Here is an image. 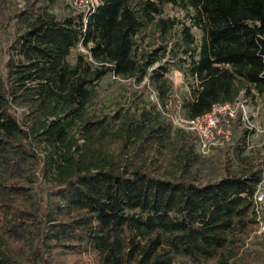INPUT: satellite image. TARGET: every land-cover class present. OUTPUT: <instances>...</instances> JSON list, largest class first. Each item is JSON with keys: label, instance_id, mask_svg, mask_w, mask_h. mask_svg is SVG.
Wrapping results in <instances>:
<instances>
[{"label": "trees", "instance_id": "trees-1", "mask_svg": "<svg viewBox=\"0 0 264 264\" xmlns=\"http://www.w3.org/2000/svg\"><path fill=\"white\" fill-rule=\"evenodd\" d=\"M72 1L0 0V264H264V152H247L241 111L224 121L230 142L200 157L195 133L124 84L146 79L166 105L171 50L135 39L182 23L181 115L264 96V0Z\"/></svg>", "mask_w": 264, "mask_h": 264}, {"label": "rangeland", "instance_id": "rangeland-1", "mask_svg": "<svg viewBox=\"0 0 264 264\" xmlns=\"http://www.w3.org/2000/svg\"><path fill=\"white\" fill-rule=\"evenodd\" d=\"M18 2L20 3L19 5H21L22 3L21 0H18ZM163 10H164L162 15L163 17H174L180 20L181 22H183L184 24H189L188 19L184 17L185 11L182 10L181 8L166 4L164 5ZM181 24L182 23L175 24L170 32H168L167 34H163L158 30V28L154 23H150L139 31L135 39L139 50L141 49L149 50L150 48L156 47L159 44H165L167 45V48L171 50V52L160 62L162 65L166 66L167 68V72L164 75V78L166 79V82L169 86L168 98L165 101L166 105L162 106L160 104V101L157 98L156 93L153 92H150V94L147 93L149 87L148 84L144 83L146 79L139 84L137 82L132 83V81H128V80H126L124 83V84H128V89L132 93L131 102H133L134 94L141 91L143 95L142 97L136 98L135 99L136 102L138 101L139 104H141V102H148V101L154 102L157 104V108L160 110L161 114L165 117L169 115L170 118L176 117L177 115H181L183 113V109L179 106V103L182 101L183 98H188L191 92L190 91L191 80L189 81V79L184 76L182 66H185V64L183 63V61H180L182 60L181 58H184V54L182 53V49L180 48V45H182ZM191 32L192 35L195 37L196 42L198 43L202 37L201 30L193 26L191 27ZM78 50L84 52L82 47H79ZM113 80L114 79L112 76H107L103 78L100 81V83L104 88L108 89L110 85L113 84ZM122 91H123L122 88L121 89L117 88L116 90H114V92H112V94L106 95L107 107H102L101 105H98L97 108H103L104 111L105 110L108 111L114 108L115 105L110 103L112 100L111 98L117 97L116 100H118V94H120ZM239 100L241 102H244L243 103L244 107H241L239 105L238 111H241V114L246 111L248 118L247 125L254 130V132L250 135L248 139L247 152L262 153L264 152V96H256L253 99L239 98ZM136 102L131 103L129 105L131 106V109H134ZM112 103H114V101H112ZM127 105L128 103H125V106ZM170 122L173 130L177 129L176 126L172 124V121ZM224 124H226L224 122V118L221 117L219 121V117H218V125L216 129H214L213 131V139H214L213 141L219 142V139L223 138L222 134H219L217 132H219V129L222 131L226 130L227 127H225ZM208 142L206 143L208 144ZM229 142L230 139L228 140L227 143ZM222 146H219V143H217V145H212L211 142L209 144L208 151L202 152V150L200 149V145H198L197 143V145L195 146V151L201 155L200 157H208L216 154V151ZM262 187H264V180H262ZM258 211H259L260 219L264 221V202L261 203L260 207L258 208Z\"/></svg>", "mask_w": 264, "mask_h": 264}, {"label": "built area", "instance_id": "built-area-1", "mask_svg": "<svg viewBox=\"0 0 264 264\" xmlns=\"http://www.w3.org/2000/svg\"><path fill=\"white\" fill-rule=\"evenodd\" d=\"M73 3L75 5H82L87 13L97 3V0H73ZM243 103L244 102L237 100L234 103L215 104L210 112L196 118L189 119L183 115H177L176 117H171L170 121H172V124L178 128L194 132L198 137V145H200V149L202 152H207L211 142L212 145H217V143H219V146H222L224 143L228 142L231 136V132L228 128L223 131L219 129V132L217 133L222 134L223 138L219 139V142L213 141V131L218 125V117L219 121L220 118L223 117L224 121L228 124L227 118L236 117L237 111L239 110L238 106L240 105L241 107H244ZM241 117L245 126L250 128V126L247 125L248 118L246 111L241 114ZM206 142H208V144ZM262 180H264V177H262ZM254 197L257 207L259 208L261 203L264 202V187H262V181L259 184ZM259 224V230H264V221H260Z\"/></svg>", "mask_w": 264, "mask_h": 264}]
</instances>
